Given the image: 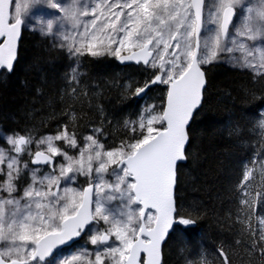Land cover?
<instances>
[{"label":"snow or ice","instance_id":"snow-or-ice-1","mask_svg":"<svg viewBox=\"0 0 264 264\" xmlns=\"http://www.w3.org/2000/svg\"><path fill=\"white\" fill-rule=\"evenodd\" d=\"M43 6L44 0H0V76L16 71L22 32L37 30L30 13ZM238 6L242 0H91L83 7L79 0H47L49 13L72 25L62 36L70 55L142 64L150 75L134 95L157 85L165 94L161 111L145 109L138 121L128 122V140L108 150L97 138L101 129L78 139L65 125L38 141L21 134L23 129L0 130V264H163V245L176 229L197 223L181 215L177 189L180 165L188 160L190 124L204 99L205 66L233 52L227 43H238L237 37L264 38V0L258 23L246 16L243 30L232 35ZM39 30L51 34L53 20ZM239 48L246 53L242 66L264 79V47ZM255 123L264 128V113ZM33 144L39 149L34 153ZM62 145L78 154L69 155ZM25 156L40 167L22 163ZM43 166L49 172L38 175ZM25 174L31 179L26 187ZM78 176L88 178L86 186H71ZM113 201L121 203L119 211ZM241 204L251 207L248 199ZM89 233L93 252L57 260L61 246ZM246 234L248 247L264 258V218L258 230L249 222ZM219 255L230 264L222 250Z\"/></svg>","mask_w":264,"mask_h":264},{"label":"trees","instance_id":"trees-1","mask_svg":"<svg viewBox=\"0 0 264 264\" xmlns=\"http://www.w3.org/2000/svg\"><path fill=\"white\" fill-rule=\"evenodd\" d=\"M56 45L50 36L24 30L16 71L0 77V130L23 129L21 134L40 137L68 125L77 134L101 129L103 136L121 139L124 118L135 109L134 93L128 94L124 83L137 67L84 55L71 82L72 62L66 63ZM205 71L204 101L190 126L188 160L180 165L177 189L181 215L197 223L176 229L164 245L163 264H223L221 250L230 264H264L248 247L246 234L249 222L259 229L264 205L257 207L252 198L255 184L250 190L246 185L251 177L244 180L246 170L254 169L250 157L264 146L255 123L264 111V79L225 63H212ZM243 199L251 207L242 205Z\"/></svg>","mask_w":264,"mask_h":264},{"label":"rangeland","instance_id":"rangeland-1","mask_svg":"<svg viewBox=\"0 0 264 264\" xmlns=\"http://www.w3.org/2000/svg\"><path fill=\"white\" fill-rule=\"evenodd\" d=\"M63 3H65L66 5L71 4L72 0H62ZM216 0H206V4H213L215 3ZM79 3L81 5V7H83L84 5L91 3V0H79ZM261 0H242V6H238L237 8V15L235 18V21L230 29V33L232 35L236 34L237 29H241L243 30L244 25H245V17L246 16H251L253 18V23H258V21L255 20L256 17V13L257 10L260 6ZM248 8H252V12L249 13L248 12ZM54 11V10H53ZM35 15L38 23L37 25H35V27H37V30H39L40 28H42L44 25H46L47 20L48 19H52L53 20V30L52 33L49 34L48 36L51 37L52 41L56 42V46L59 49H62V51H64V53L67 55H65L67 58L66 63L68 62V59L70 58V61L72 62L69 68V79L71 82H75L77 76H78V68H80V60L83 56H73L70 55L69 52L67 51V48L65 46H62V36L64 34H68L72 31V25L70 22L67 21H61L60 17L57 16V18H54V15H51L49 13V9L47 8V0H44V6L39 8V9H33L32 13ZM33 27V25H30V28ZM209 27H214L213 25H209ZM44 30L46 31V28H44ZM40 31V30H39ZM41 32V31H40ZM238 43L233 44L231 42L227 43L228 47H232L235 50L231 53H222L220 60L217 62H213V63H225L228 66H233V67H241V68H246L242 66L243 63V57L246 55V53L242 52L239 48V44L240 43H245L248 45L249 48H261L264 47V38H258L256 41H248L243 37H237ZM107 57H112L110 55H105ZM103 57V56H102ZM95 58H99V57H95ZM212 64V63H211ZM210 65V64H209ZM206 65V66H209ZM205 66V67H206ZM248 69V68H246ZM75 70V72L73 71ZM252 70V69H251ZM73 75H75V79H73ZM150 75V72L148 70H146L145 67H138L136 69V71L134 72L133 76L128 75V77L126 78V81L124 83L125 86V90L126 92L129 94L135 93V89L136 87H140L142 86L143 82L145 80L148 79ZM139 77V78H138ZM157 87V95L161 94V98L157 99V97L155 96L154 99L152 101H148L149 98V92L144 93L143 97H139V96H135L138 99V103L137 104H133L134 105V111H133V116L132 117H127L126 121H125V129H126V140H128V138L132 135L131 131L129 130V123L128 122H133V121H138L141 114L144 112L145 109L149 108L150 106H156V112L161 111L160 105L162 104V98L165 94V88L163 85H157L155 86ZM60 131V130H59ZM58 131V132H59ZM57 132V133H58ZM57 133L54 134H45L43 136H41L38 140H40L43 137L49 136V135H56ZM93 134L92 131H87V130H83L82 133L77 134L78 135V139L82 138L83 136H87V135H91ZM36 138V136L34 137ZM97 138L100 140V142L102 144H104L105 146V150L110 149V147H108V143L106 141H109V139H106V141H104V137H100L99 134H97ZM64 147V150L68 152L69 155H77L78 152L76 149H68L66 145H62ZM0 147H4L3 141H0ZM116 147V146H115ZM36 150H39L36 145L33 148H30V151L32 153H34ZM28 156H25L22 163ZM58 163H62L63 162V158L59 157L57 158ZM29 162V167L30 168H34L32 167L30 161ZM31 164V165H30ZM49 172V168L48 167H44L41 168L40 172L38 173V175H44L46 173ZM25 176L30 178L29 174H25ZM106 179L108 180H113L114 176H106ZM88 182V178L83 177V176H78L77 180L74 184H72V187H82V186H86ZM28 183H31V179L29 182L25 183V187L27 186ZM254 185V191L255 193H253V197H259V192H260V186L258 183H252ZM252 197V198H253ZM112 206L114 207L115 210L119 211L122 208V205L119 201H113L112 202ZM135 207V206H134ZM102 230V227H101ZM92 233L87 234L86 237V242L89 241V237ZM84 244L78 246L76 249L71 250L68 253H62L57 257V260L62 259L63 257H70L71 255H79L81 252L85 251L86 249L83 248ZM90 250V249H89ZM91 251H94V249H91Z\"/></svg>","mask_w":264,"mask_h":264},{"label":"water","instance_id":"water-1","mask_svg":"<svg viewBox=\"0 0 264 264\" xmlns=\"http://www.w3.org/2000/svg\"><path fill=\"white\" fill-rule=\"evenodd\" d=\"M233 21H234V20H233ZM230 28H231V27H230ZM21 38H22V36H21ZM20 41H21V39H20ZM20 41H19V43H20ZM18 48H19V44H18ZM120 63H121V64H130V63H134V62H121V61H120ZM135 64H136V63H135ZM206 78H207V77H206ZM206 86H207V84H206ZM205 88H206V87H205ZM203 100H204V99H203ZM201 106H202V105H201ZM201 106H200V107H201ZM199 109H200V108H199ZM192 121H193V120H192ZM192 121H191V123H192ZM190 126H191V124H190ZM80 238H81V237H80ZM80 238H78L76 241H78ZM76 241H74V242H76ZM74 242H70V245H72ZM164 245H165V244H164ZM164 245H163V247H164ZM62 247H65V246H61V248H62Z\"/></svg>","mask_w":264,"mask_h":264}]
</instances>
